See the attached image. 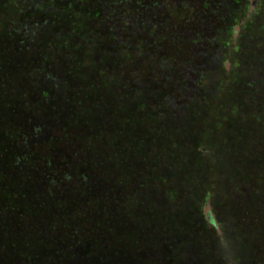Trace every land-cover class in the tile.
Wrapping results in <instances>:
<instances>
[{"label": "rangeland", "instance_id": "1", "mask_svg": "<svg viewBox=\"0 0 264 264\" xmlns=\"http://www.w3.org/2000/svg\"><path fill=\"white\" fill-rule=\"evenodd\" d=\"M225 1L238 39L197 74L122 52L94 0L32 42L0 0V264H264V0Z\"/></svg>", "mask_w": 264, "mask_h": 264}, {"label": "flooded vegetation", "instance_id": "2", "mask_svg": "<svg viewBox=\"0 0 264 264\" xmlns=\"http://www.w3.org/2000/svg\"><path fill=\"white\" fill-rule=\"evenodd\" d=\"M60 1L14 0L16 17L18 19L22 17L28 18L27 22L20 21V24L26 26V30H29V27L33 30L28 42H32L34 37H37L39 30L42 31L45 29H47V40L49 39L50 30L53 31L51 41L60 40L63 24L69 23L67 15L64 16L63 20H61V14L58 16L60 9L58 5ZM174 1L176 3L175 5L173 4V0L171 3L168 0L164 1L165 3L168 2L167 6H170L167 10L169 15H156V22L153 25H148L152 21L147 24L141 21L139 28L134 24L135 17L137 18L139 16L127 12L121 0H111L109 1L111 4H107V0H94V4L100 12L104 25L114 33L115 40L121 45L120 47H123L122 52H126L129 57L132 53V48L136 49L139 45L146 44L147 42L148 44H153V47L159 44L162 48H164L165 44L167 46L174 44L177 52L170 62H176L177 65L182 64L183 67L186 66L188 72L191 71V66L195 73H203L206 62L209 61L212 66L218 60V54L225 53V47L229 38L234 40L238 39V37L234 38L236 33L234 29L232 30L231 25L229 26L227 23H223V17L228 12L224 8L229 7L230 3L225 0ZM258 1L260 2V0ZM252 2V0H233L230 6L236 23L237 21L242 22L244 18L254 11L257 3L254 1L253 4H256L253 6L251 5ZM106 4L108 7H112V14H107ZM119 5L125 7L121 11L122 14L119 11L121 9ZM126 5L130 7L129 10L131 12L135 10L134 2L131 3L129 0ZM224 38L225 40L223 41ZM182 40L187 41L188 48H180L179 44ZM200 45L202 51H198L197 49ZM120 47L119 51H121ZM155 48L156 50L158 49L157 47ZM185 51L188 54L190 52L191 56L185 59L180 58L179 54H184ZM200 55L205 56L204 60H199ZM167 58L169 56H165L166 62L168 60Z\"/></svg>", "mask_w": 264, "mask_h": 264}, {"label": "trees", "instance_id": "3", "mask_svg": "<svg viewBox=\"0 0 264 264\" xmlns=\"http://www.w3.org/2000/svg\"><path fill=\"white\" fill-rule=\"evenodd\" d=\"M109 1H111V0H107L106 3L111 4ZM121 1H122V5H125L127 12H130V14L134 13L137 16H139L137 18L135 17V19H134V24L137 26V28H139V24L141 21H144V23H146V24L148 22L152 21V23L151 24L149 23L148 25H153V23L156 22V19H155L156 15H169L167 10L170 8V6H167L168 2L165 3L164 2L165 0H130L131 3L134 2V4H135L134 5L135 10L132 12L129 10L130 7H128L126 5L129 0H121ZM168 1H169V3L172 2V0H168ZM107 4L105 6L107 14L108 13L112 14L113 9H112V7H108ZM173 4L174 5L176 4L174 0H173ZM122 5H119L121 7V9H119L120 13H121V11H123L125 9V7ZM132 18H134V16H132ZM23 201H25V199ZM217 260L219 262L220 258L217 257Z\"/></svg>", "mask_w": 264, "mask_h": 264}]
</instances>
